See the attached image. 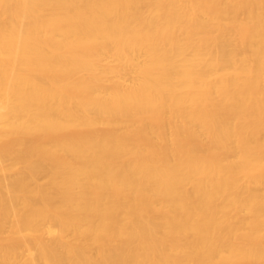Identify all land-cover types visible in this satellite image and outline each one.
<instances>
[{
	"label": "bare ground",
	"instance_id": "bare-ground-1",
	"mask_svg": "<svg viewBox=\"0 0 264 264\" xmlns=\"http://www.w3.org/2000/svg\"><path fill=\"white\" fill-rule=\"evenodd\" d=\"M0 264H264V0H0Z\"/></svg>",
	"mask_w": 264,
	"mask_h": 264
}]
</instances>
